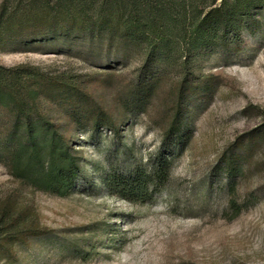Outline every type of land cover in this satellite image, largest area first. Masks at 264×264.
Returning <instances> with one entry per match:
<instances>
[{"label":"rangeland","instance_id":"obj_1","mask_svg":"<svg viewBox=\"0 0 264 264\" xmlns=\"http://www.w3.org/2000/svg\"><path fill=\"white\" fill-rule=\"evenodd\" d=\"M221 41L166 67L142 105L134 53L0 49L2 65L76 81L91 111L73 135L83 175L70 195L24 187L0 165V196H17L42 229L0 264H264V11ZM177 109L181 143H171ZM159 152L169 170L147 202L109 193L111 167L149 169Z\"/></svg>","mask_w":264,"mask_h":264},{"label":"trees","instance_id":"obj_2","mask_svg":"<svg viewBox=\"0 0 264 264\" xmlns=\"http://www.w3.org/2000/svg\"><path fill=\"white\" fill-rule=\"evenodd\" d=\"M256 11H264V0H0V49L40 50L33 45L53 44L62 53L78 48L80 56L96 45V50L134 53L139 76L146 75L131 95L142 105L166 67L178 59L188 64L197 51L248 30ZM85 98L70 77L46 78L31 65L0 64V165L32 190L60 197L75 192L83 169L73 135L88 129L83 118L91 111ZM179 115L177 109L165 133L171 143H181ZM96 116L97 122L106 118L103 110ZM153 160L149 169L111 167L103 179L109 193L147 202L169 170L168 155L159 152ZM41 231L17 196H0V261L14 259L16 247Z\"/></svg>","mask_w":264,"mask_h":264}]
</instances>
